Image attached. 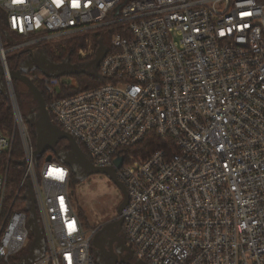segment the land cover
Here are the masks:
<instances>
[{
    "label": "built area",
    "instance_id": "2783aa9c",
    "mask_svg": "<svg viewBox=\"0 0 264 264\" xmlns=\"http://www.w3.org/2000/svg\"><path fill=\"white\" fill-rule=\"evenodd\" d=\"M0 7L10 31L36 35L9 49L0 35L7 69V52L39 41L108 36L99 61L107 82L57 97L56 79L28 76L44 82L52 121L95 166L116 168L123 157L116 173L128 192L121 217L134 257L264 264V0H0ZM14 117L26 169L9 198L1 158L15 137L0 130V264H98L99 227L87 228L75 210L70 167L39 159L19 105ZM151 134L162 147L136 155ZM26 189L23 209L16 205Z\"/></svg>",
    "mask_w": 264,
    "mask_h": 264
},
{
    "label": "trees",
    "instance_id": "16d2710c",
    "mask_svg": "<svg viewBox=\"0 0 264 264\" xmlns=\"http://www.w3.org/2000/svg\"><path fill=\"white\" fill-rule=\"evenodd\" d=\"M7 13L0 7V35L2 39V44L5 49H9L15 44L25 42L27 40H32L36 35L24 36L23 34L12 32L8 28L7 22ZM91 32L75 34L71 36H65L53 41H39L23 48L7 52L6 58L10 70H22L27 75L32 73L38 76H45L52 79H58L59 75L49 76L42 70L38 65L35 67L28 68V61L34 62L35 59V50L41 49L45 57L50 61L55 68L61 66H71L73 67L72 71L61 73V74H70L74 75L77 79V85H68L60 83V91H56L55 95L57 97H66L79 93L85 89L96 87L100 84H103L108 81L99 70V61L100 57H88L82 58L79 54L81 48L88 47L87 39L90 37ZM100 33V32H98ZM99 34H95L91 37V42L94 46H98ZM41 59V57H39ZM91 58V60H90ZM94 63L92 67H89L91 63ZM28 63V64H27ZM58 81V80H57ZM38 88L42 91V94L47 102L50 103L53 95H51L45 88V84L42 81L35 82ZM13 86L16 94V98L20 107L21 114L24 118V121L27 125L28 132L33 140L34 146L36 149L43 147L49 144L50 139H46L43 136H40L39 125V108L36 99L33 94L28 90L26 85L19 80H13ZM16 128L15 117H14V106L10 96L7 80L4 75L0 74V130L5 132L7 135L14 133ZM162 147V143L151 134L144 142L139 144L134 150L136 155L146 156L150 154L153 150ZM61 150H70L71 146L66 139H60L54 146L50 149V153L53 154V158L57 161H60L70 167V164L59 154L57 149ZM81 149L84 154L86 151L83 146ZM49 150V149H48ZM45 153L39 154L38 158H44ZM1 164L8 166V185L12 188L9 192V198H13L17 193L19 184L24 176L26 165L24 163V151L20 137L15 135L14 144L12 151L6 153L1 158ZM71 169V179L70 183H76L80 179L75 174L72 167ZM20 195V203L16 206L26 209L29 196H26V193ZM27 192V189H26ZM83 221V224L86 225L85 220H83L82 215H79ZM90 226V225H89ZM97 227H99L97 225ZM91 226L89 228H97ZM99 264V263H98ZM119 264H125L123 262Z\"/></svg>",
    "mask_w": 264,
    "mask_h": 264
},
{
    "label": "rangeland",
    "instance_id": "374dc122",
    "mask_svg": "<svg viewBox=\"0 0 264 264\" xmlns=\"http://www.w3.org/2000/svg\"><path fill=\"white\" fill-rule=\"evenodd\" d=\"M7 24V22H6ZM91 32L90 37L87 39L88 47L81 48L79 50V54L82 58L92 57H101L102 51L101 46L106 47L109 44L108 36H105L102 32ZM95 34H99L98 40L99 45L96 47L91 42V37ZM41 57V59L39 58ZM90 58V60H91ZM35 59L34 62H29L28 68L35 67L38 65L42 68L43 71L49 76L59 75L58 83L55 85L56 91H60V83L68 84V85H77V79L74 75L70 74H61L66 73L73 70V67L65 65L61 67H54L50 64V61L45 57L43 51L41 49L35 50ZM93 62L89 67L93 66ZM34 75V73H32ZM44 77V76H42ZM19 105V104H18ZM40 130V136H43V131ZM43 133V134H42ZM19 135V129L15 128L12 136ZM21 139V138H20ZM61 157L65 159L64 152L60 148L57 149ZM50 154V149L45 152L44 159ZM16 187L12 188L8 185V191L11 192ZM69 192L77 213L82 215L83 220L86 222V227L89 228L91 226L97 227L102 226L107 221L117 218L119 215L118 206L123 200V194L121 190L116 186V184L110 179L109 176L103 173H93L88 175L86 178L76 182L70 183ZM22 193H26L24 190ZM27 195V193H26ZM90 225V226H89ZM34 234L30 235V238L26 242L22 254L28 255L32 250ZM92 254L95 261L99 264H103L102 260H99V255L97 249L92 248ZM135 262L139 261L136 257H134ZM105 264V263H104Z\"/></svg>",
    "mask_w": 264,
    "mask_h": 264
},
{
    "label": "water",
    "instance_id": "95a60500",
    "mask_svg": "<svg viewBox=\"0 0 264 264\" xmlns=\"http://www.w3.org/2000/svg\"><path fill=\"white\" fill-rule=\"evenodd\" d=\"M0 74L4 75L7 82H8V88L12 89L11 91V97L13 101V106H18V101L16 98V95L14 93V87H13V80H19L22 83L26 85L28 90L33 94L34 98L36 99L38 103V108H39V117H40V125L39 128L43 131V133L47 132V134H50L51 139L48 145L39 147L36 149V153L38 154H43L45 153L48 149L54 148L55 144L60 140V139H66L70 146H71V153L74 155V158L78 160V162L83 166V170L79 171L75 166L70 164V167L74 170L75 174L77 177L82 180L86 178L88 175L93 174V173H103L106 174L107 176L110 177V179L116 184V186L121 190L123 194V200L118 206V212L120 215V218L118 221L108 224L107 226H99V230L94 236L92 240L93 247L97 250H100L101 254L106 255L107 257H112L114 258L113 264H118V254L111 251H108L102 241L99 239L100 233L105 231L109 225H115L119 226L123 223V218L121 217V213L128 203V192L126 189V186L122 181H120L117 177L116 173V168H119L122 165L123 157H118L115 160V167H99L95 166L83 153L80 145L78 144L77 140L72 136L70 133L67 131L61 129L58 127L51 119V116L49 114L48 108H47V102L42 94V91L38 88L36 83L22 70H10L7 69L6 66L3 64L2 59L0 58ZM42 133V134H43ZM40 135V134H39ZM44 135V134H43ZM53 159V154H48L46 156L47 161H51ZM29 187V193L34 209V214H35V202H34V192L32 189L31 184L28 185ZM35 220H36V215H35ZM40 234L38 232L37 237H39ZM40 244H42V241L40 240ZM122 246V248L128 252V254L125 256L124 263L125 264H147L142 261L138 262H131V260L134 257V253L131 250V248L121 239H119V246ZM40 256V255H39ZM37 256V257H39Z\"/></svg>",
    "mask_w": 264,
    "mask_h": 264
},
{
    "label": "flooded vegetation",
    "instance_id": "af4514ba",
    "mask_svg": "<svg viewBox=\"0 0 264 264\" xmlns=\"http://www.w3.org/2000/svg\"><path fill=\"white\" fill-rule=\"evenodd\" d=\"M44 137L46 139L47 138L51 139L50 134H47V132L44 133ZM62 152H64L65 160L69 164L75 166L79 171L84 169L83 166L78 162V160L74 158V155L71 153V149L70 150H62ZM119 218H120V215H118L117 218H113V219L107 221L102 226H107L108 224H112V223L118 221ZM99 239L102 241V243L104 244V246L106 247V249L108 251L112 250L113 252L118 254V264L121 262L124 263L125 256L128 254V252L125 251L121 245L119 246V239H121L125 242L124 234H123V223L119 226L118 225L117 226L109 225V227L105 231L100 233ZM97 251H98V255H99V260H102L103 264L104 263L105 264H113L114 258L107 257L106 255L101 254L100 250H97ZM129 261L135 262L134 257Z\"/></svg>",
    "mask_w": 264,
    "mask_h": 264
}]
</instances>
